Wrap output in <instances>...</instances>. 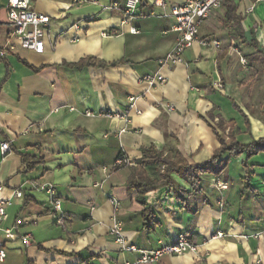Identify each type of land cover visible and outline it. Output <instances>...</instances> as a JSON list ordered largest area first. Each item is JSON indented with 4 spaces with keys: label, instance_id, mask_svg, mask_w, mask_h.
Here are the masks:
<instances>
[{
    "label": "crops",
    "instance_id": "crops-1",
    "mask_svg": "<svg viewBox=\"0 0 264 264\" xmlns=\"http://www.w3.org/2000/svg\"><path fill=\"white\" fill-rule=\"evenodd\" d=\"M125 1L74 6L72 0H31L37 12L51 18L43 52L17 48L0 60V141L11 148L0 156V196L14 189L24 194L7 207L2 227L29 219L20 232L30 233L33 242L27 247L8 242L0 264L133 261L138 254L121 251L109 234L113 218L122 223L127 243L139 249L172 244L181 233L196 244L195 251L163 255L151 264H264V152L249 158L224 154L226 166L217 176L201 173L199 191L186 206L171 186L147 192L145 205L127 187L142 149L153 148L163 161L178 152L197 166L220 148L218 136L228 141L230 133L243 145L264 138V68L256 54L264 47V1L246 12L255 0H221L217 14L199 28L200 37L219 41L221 48L194 43L182 62L164 65L160 60L176 39L165 15L184 0H165V9L143 0L127 25L122 24ZM6 2L0 0V50L9 30ZM232 17H240L239 26ZM76 22L84 29H73ZM252 39L259 48L249 45ZM82 59L89 64L72 66ZM158 72L162 83L138 82ZM217 80L223 91L212 86ZM130 98L134 108L124 116ZM121 156L127 163L106 177L103 168L110 170ZM172 176L191 192L184 179ZM32 181L53 187L65 228L55 223L48 195L32 188ZM110 197L119 203L115 213ZM216 232L223 237H213Z\"/></svg>",
    "mask_w": 264,
    "mask_h": 264
},
{
    "label": "built area",
    "instance_id": "built-area-1",
    "mask_svg": "<svg viewBox=\"0 0 264 264\" xmlns=\"http://www.w3.org/2000/svg\"><path fill=\"white\" fill-rule=\"evenodd\" d=\"M87 0H72L74 6L82 5ZM264 0H255L246 12H252L254 4ZM154 4L165 9L167 3L165 0H154ZM140 0H126L122 24L127 25L135 16ZM116 7V4H113ZM221 7V0H184L181 3L172 4L169 6V12L165 15L171 19L170 31L176 33L175 44L172 50L160 60L161 64H176L182 62V54L190 48L194 43L202 47L213 46L216 49L221 48V43L215 39H205L199 36V28L211 17L215 16ZM6 12L8 21V34L5 45L0 50V56H5L8 52H13L17 48L32 51L34 53H42L44 49V39L49 31L51 25V18L43 13L37 12L31 5V0H7ZM85 24L74 23L72 28L76 31L84 29ZM131 33H137L135 27H130ZM233 54L239 57L240 64L246 66V59L235 49ZM164 81V78L158 73L147 74L138 79L141 84L148 86H155ZM212 86L219 91L224 90V85L220 80L214 81ZM134 108V98L129 99L128 106L123 115L128 114V111ZM169 111H172L171 106H167ZM73 110L72 108H69ZM87 116H92L90 111H85ZM115 116H119L114 114ZM11 151L8 141H0V156L1 158ZM127 160L122 156L119 157L112 168H103L106 177L109 176L112 170L124 165ZM101 183H95V186L100 187ZM220 189H226V185L218 183L216 185ZM31 187L35 189L44 190L49 197L51 213L58 226L64 227L66 225L65 216L62 211V201L56 196V193L51 185H40L37 181L31 182ZM0 185V194L2 191ZM24 196L21 189L11 190L8 197L0 196V263L6 258V244L11 241H21L24 246L32 245V235L30 233H21L20 228L31 223L29 219L16 218L10 227H2V223L6 218V209L11 206L14 199H21ZM110 203L113 206L114 213L119 206L118 200L110 197ZM35 224V223H34ZM109 234L114 238L115 243L123 252L137 253L138 257L133 261H124L121 264H151L160 260L163 255H181L189 251L196 250V244L186 233H181L177 236L172 244L161 245L153 250H143L137 248L135 245L127 243L126 238L122 233V223L118 220L112 219V224L108 229ZM259 235H253L257 238ZM215 238L223 237L221 232H216L213 236Z\"/></svg>",
    "mask_w": 264,
    "mask_h": 264
},
{
    "label": "trees",
    "instance_id": "trees-1",
    "mask_svg": "<svg viewBox=\"0 0 264 264\" xmlns=\"http://www.w3.org/2000/svg\"><path fill=\"white\" fill-rule=\"evenodd\" d=\"M142 1L143 0H140V2ZM224 1L229 0H222V2ZM231 20L234 21L232 22L236 27L240 25V17H232ZM249 45L255 47L256 49L259 48L255 39H252L249 42ZM256 54L257 60L261 58L260 64L264 68V47L260 46V49L257 50ZM0 60H4V58L0 56ZM87 64H89V60L82 59L78 63L72 64V66L82 68ZM98 65H104V63H99ZM228 138L229 140L225 141L223 138L218 136L220 148L215 151L210 160L197 166L189 165L178 152L168 153L165 157L166 160L163 161L161 155L156 154L153 148L142 149V157L139 166L134 168L131 176L128 178L127 187L136 193V200L141 205H145L144 196L147 192L171 186L174 189L176 199L180 201L183 206H186L189 198L199 191V175L201 173H209L213 176H217L226 166L227 159H222L224 154H228L229 157H235L244 153L246 157L249 158L255 154L264 152V138L244 145L233 139L230 133H228ZM147 168L148 170L154 169L156 175H150ZM174 174L180 176L191 186V192L186 191L175 184L172 176ZM143 212L144 215H148L150 210L144 209Z\"/></svg>",
    "mask_w": 264,
    "mask_h": 264
}]
</instances>
